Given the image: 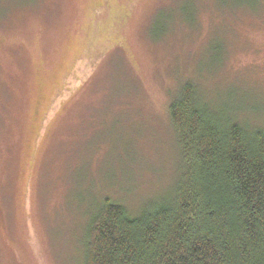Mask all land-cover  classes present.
Returning a JSON list of instances; mask_svg holds the SVG:
<instances>
[{
	"label": "rangeland",
	"instance_id": "rangeland-1",
	"mask_svg": "<svg viewBox=\"0 0 264 264\" xmlns=\"http://www.w3.org/2000/svg\"><path fill=\"white\" fill-rule=\"evenodd\" d=\"M188 82L264 125V0H0V264H83L101 198L170 192Z\"/></svg>",
	"mask_w": 264,
	"mask_h": 264
},
{
	"label": "trees",
	"instance_id": "trees-1",
	"mask_svg": "<svg viewBox=\"0 0 264 264\" xmlns=\"http://www.w3.org/2000/svg\"><path fill=\"white\" fill-rule=\"evenodd\" d=\"M169 107L175 186L137 211L101 198L83 264H264V125L214 108L190 82Z\"/></svg>",
	"mask_w": 264,
	"mask_h": 264
}]
</instances>
